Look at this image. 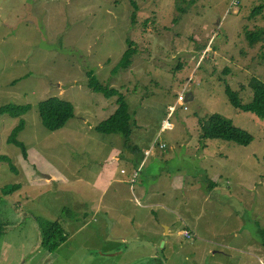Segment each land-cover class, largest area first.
Listing matches in <instances>:
<instances>
[{
  "label": "rangeland",
  "instance_id": "obj_1",
  "mask_svg": "<svg viewBox=\"0 0 264 264\" xmlns=\"http://www.w3.org/2000/svg\"><path fill=\"white\" fill-rule=\"evenodd\" d=\"M259 29L264 0H0V107H31L18 136L27 159L7 143L21 119L0 115V155L14 166L0 161V190L21 186L0 196V264H264V119L225 93L246 104L252 78L264 82V41L245 37ZM128 41L137 55L114 75ZM87 71L125 95L129 141L95 131L117 105L87 87ZM52 97L75 107L58 132L39 114ZM211 114L253 142L203 139ZM107 175L120 181L103 185ZM54 223L67 241L49 254L40 232Z\"/></svg>",
  "mask_w": 264,
  "mask_h": 264
},
{
  "label": "trees",
  "instance_id": "obj_2",
  "mask_svg": "<svg viewBox=\"0 0 264 264\" xmlns=\"http://www.w3.org/2000/svg\"><path fill=\"white\" fill-rule=\"evenodd\" d=\"M133 4L135 12H137L138 8L134 1ZM262 8L263 5L255 8L252 16L260 14ZM177 9L184 12V9L180 8L178 4ZM135 12L132 14L133 21L136 15ZM245 37L248 44L253 47L264 41V30L259 29L257 32H246ZM136 55L137 51L134 49V44L128 41V50L124 53L120 63L112 71V74L116 75L120 70L130 69ZM86 77L87 87L92 92L102 94L107 99L115 98L117 105L115 112L109 118L99 123L95 127V131L103 135H121L125 137L126 141H129L132 136L133 114L130 112V106L125 95L117 88L102 84L93 75L92 71H87ZM18 81H14L13 84H16ZM250 87L253 90V98L251 102L246 104L242 103L238 93L233 91L228 85L226 86L225 93L232 106L264 119V82L257 78H252ZM30 108V105H17L13 103L0 107L1 116L8 115L12 118L21 119L13 130L12 136L8 138L7 143L18 147L25 159L28 157L27 148L23 142L18 141V136L25 129V122L22 117L29 112ZM39 114L44 127L48 131L58 132L63 130L67 123L75 117V107L71 102L58 97H52L39 104ZM199 124L203 133V139H221L241 146H249L254 140L249 132L235 127L231 120L222 117L220 114H211L206 119L199 120ZM0 161L8 163L10 168L14 170L13 161L8 156L0 155ZM20 189V185H7L1 188L0 196H10ZM9 227V223L0 222V239L7 234ZM40 236L41 247L49 254L55 253L67 241L65 230L60 223H54L48 230H41ZM259 238L264 246L263 230H260Z\"/></svg>",
  "mask_w": 264,
  "mask_h": 264
},
{
  "label": "built area",
  "instance_id": "obj_3",
  "mask_svg": "<svg viewBox=\"0 0 264 264\" xmlns=\"http://www.w3.org/2000/svg\"><path fill=\"white\" fill-rule=\"evenodd\" d=\"M189 91L187 90V85H185L183 87V90L182 92L179 93L178 97H177V103L178 104H181V103H185L186 102V99L189 98V96L187 95ZM171 131V124L169 123V121H164L163 124H162V127H161V132H169ZM160 148H164V145H160L159 146ZM151 153V150H147L144 152V159L146 157H148ZM137 176V173L135 175V177ZM134 182V180H133ZM185 235V234H184Z\"/></svg>",
  "mask_w": 264,
  "mask_h": 264
},
{
  "label": "crops",
  "instance_id": "obj_4",
  "mask_svg": "<svg viewBox=\"0 0 264 264\" xmlns=\"http://www.w3.org/2000/svg\"><path fill=\"white\" fill-rule=\"evenodd\" d=\"M190 95V94H189ZM190 96H192V95H190ZM189 96V97H190ZM107 107H106V105H104L103 106V109L105 110ZM116 110V109H115ZM115 112V111H114ZM118 160V158H116L114 161H117ZM100 176H101V172L99 173V175L97 176V177H95L94 178V180H93V183H92V186H94L95 185V183H97L98 182V180L100 179ZM116 181H120V180H116L115 178H113L112 176L110 177V176H106V179H105V182H104V184L103 185H112L114 182H116ZM139 200H141V199H139Z\"/></svg>",
  "mask_w": 264,
  "mask_h": 264
},
{
  "label": "water",
  "instance_id": "obj_5",
  "mask_svg": "<svg viewBox=\"0 0 264 264\" xmlns=\"http://www.w3.org/2000/svg\"><path fill=\"white\" fill-rule=\"evenodd\" d=\"M189 94H190V92L187 93L188 96H190ZM189 98H190V97H189ZM189 98H187L186 101H188Z\"/></svg>",
  "mask_w": 264,
  "mask_h": 264
}]
</instances>
